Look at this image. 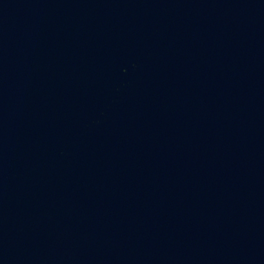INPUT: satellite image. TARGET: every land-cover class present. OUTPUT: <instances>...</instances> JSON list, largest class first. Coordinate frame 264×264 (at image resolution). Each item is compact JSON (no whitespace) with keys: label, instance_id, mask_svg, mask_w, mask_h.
<instances>
[{"label":"water","instance_id":"obj_1","mask_svg":"<svg viewBox=\"0 0 264 264\" xmlns=\"http://www.w3.org/2000/svg\"><path fill=\"white\" fill-rule=\"evenodd\" d=\"M0 264H264V0H0Z\"/></svg>","mask_w":264,"mask_h":264}]
</instances>
